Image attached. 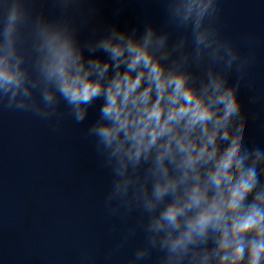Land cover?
Masks as SVG:
<instances>
[{
	"label": "clouds",
	"instance_id": "obj_1",
	"mask_svg": "<svg viewBox=\"0 0 264 264\" xmlns=\"http://www.w3.org/2000/svg\"><path fill=\"white\" fill-rule=\"evenodd\" d=\"M62 2L67 8L73 0ZM217 4H169L192 21L191 54L183 41L169 46V34L151 24L139 33L111 26L81 43L76 28L40 18L47 45L40 74L0 58V101L8 108L47 120L63 103L79 124L102 100L87 135L112 173L110 210L144 214L135 261L158 249L162 264H264V147L245 139L238 99L249 58L219 34ZM25 16L18 0L0 31L6 48ZM233 67L240 76L230 84Z\"/></svg>",
	"mask_w": 264,
	"mask_h": 264
}]
</instances>
